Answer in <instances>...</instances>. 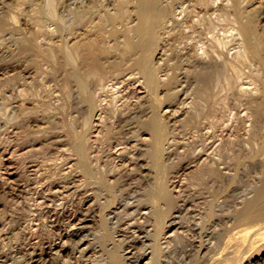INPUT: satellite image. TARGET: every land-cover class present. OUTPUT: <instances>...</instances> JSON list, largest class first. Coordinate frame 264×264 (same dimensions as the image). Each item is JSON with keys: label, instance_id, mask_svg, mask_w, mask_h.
Returning <instances> with one entry per match:
<instances>
[{"label": "rangeland", "instance_id": "obj_1", "mask_svg": "<svg viewBox=\"0 0 264 264\" xmlns=\"http://www.w3.org/2000/svg\"><path fill=\"white\" fill-rule=\"evenodd\" d=\"M11 1L12 0L9 1L0 0V14H1L0 44L1 47L3 46V50L8 48L7 50H4V55L6 56V58L4 55L2 56V54H0L1 56L0 58L3 57L6 59V60L5 59L2 60L3 58L0 59L1 60L0 64H3L4 62V64L2 65L3 67L0 65L2 67V68L0 67L1 69L0 76L2 74L0 78L3 79L4 76L5 77L7 76L6 82L7 83L9 82V84H6L4 78L3 84L0 83V88L3 86V88H1L0 91L2 90L4 91V92H0L1 95L3 94L2 95L3 97L0 95L1 96L0 110L2 111V112L0 111V113L4 114L3 111L6 110L7 105L8 107L9 105H11L10 109L15 108V110L13 109L14 110L13 113L14 115H16L14 116L13 120L11 118L9 122L7 120L9 113L7 114L5 112V116L7 118L4 117V115L2 116L0 114V121L2 120L0 122V132H1L0 142L2 143V145L0 143V147L2 148V149L0 148V208H2L0 209V219H1L0 234L2 233L1 230L7 232L10 231L8 236L4 234H3L4 237L2 235H1L2 237L0 236V240H1L0 260L3 258V257L1 258V256H4L9 251V253H11L12 255H9L10 260L8 261L7 264H28L29 254L28 252H26L27 253L26 254L23 251H30L32 250L33 247L37 245L39 246L40 244L41 245L39 247L41 248L45 247V249H48L49 247L54 246V244H60L64 241H66V245L69 241L68 244L69 246H67V248L73 251L72 247H74V242H71L69 239H65V238H63L62 240L61 238L63 236H67L66 235L67 232H70L69 229H71V225L69 224L68 219L65 217H67V214L68 215L74 214L75 211L78 209L77 206L79 201V195L74 193L75 187L73 188V186H76L79 183L83 184L84 186L83 189L79 191L80 194L84 199L86 198V200H88V202L84 205L83 208L87 210L84 212L88 215L87 224L86 227L84 228L85 231L83 233V235H86V237H84V241H86V244H88L90 241L93 244H95V246L97 247V253H96L97 255L105 258L106 257L109 258L110 256H112L117 251L116 248L112 247L111 241L109 240V238L114 234L112 229L113 226L110 223L104 222L100 218V215L103 211L114 212L116 211V208L120 207L119 209H121L122 208L121 205L124 204V202L128 197H130L131 192L133 193L134 189L132 191L129 190L127 188V184H124L123 187L122 185H116L111 187L104 184L103 182L101 183L100 181H98L104 179L102 177L101 169H96L95 167L89 168L87 167L86 164H81L80 159L102 158V163L104 161L109 163V161L113 159L115 163L120 164L122 161L119 160V158H139L140 164L142 165L143 174L144 172L146 173L147 180H144V182L141 183L142 184L140 185L141 187L139 186V188L141 189H139L138 187H137L138 189L136 188L137 189L136 194H139L140 201L134 203L133 207L138 206V204L140 203L145 204L148 208H152L154 206L153 212L151 214L150 223L147 225V228L151 230V233L148 237L149 241L147 242L151 243V246L149 245L147 247L146 253L148 254V256L146 259L142 261V264H167L168 262H169L168 264H182L180 262V258L183 255L181 251L184 248V244L187 245L188 243L187 244L186 242L180 243L179 239L177 240L175 239L174 241L176 242L171 241L172 243L171 244L166 242L167 238L166 239L164 238L170 235L171 233H173L177 228H179L177 227L179 226L178 224L179 219L175 221L176 226L174 227L171 226L170 228L167 229V231H165L167 233L165 235H162L163 238H162L161 250L158 254L157 252H155L156 246L152 245V242L157 238V231L158 228L160 227V223L163 220V218L166 217L168 221L169 219L172 220L175 213L178 210L177 206L181 203V199L184 197L191 198V196H192L191 199H194L196 197L193 205L195 211H193L194 214L193 213L192 214L195 215L196 213L198 217L201 216L202 214L203 215L201 216L200 219H198L200 225L194 228L196 230L195 233L197 232V234L188 231L189 237H191L192 235L198 236V233L201 232L204 233L203 240L205 242L206 249H204L202 253V258L200 262L196 261L195 256L193 257L189 256V258L187 259V264H200L203 262H206L205 264H209L213 260H215L217 256H219L218 255L219 252L221 255V253L223 254L226 249L228 251H226V255L224 259L225 258L228 259V255H229V259H231V257L236 258L237 256V259H235L236 261L232 260L235 261L234 264H257V263L264 264V244L263 246H261L259 245L258 242L251 248V250L247 249V251L241 255V253L235 254L236 251L235 247L239 248L238 245L239 243H237L236 241H234L235 239H233L236 232L242 230V228L244 229V227L245 228L248 227L247 225L249 226L253 225L252 222H247L242 218L243 215L247 212V210L253 205L252 204L253 198L257 195L258 190L264 184V110H263L264 97L260 95V92L257 93V91H255L257 88L258 89L264 88V67L260 65L258 60L252 54H249L248 56L250 58L247 57L246 60H244V62L237 61L235 63L236 65L235 67L233 66L228 67L229 65L225 66L224 65L225 63H220L219 65L217 64L216 66H213L211 63L212 59L210 60L207 58L208 60L206 62L201 63V61L199 62L197 61V59L194 61L195 58L193 59L189 57V53L197 50V52L201 54L203 58H206V55L204 54L209 49H211L210 50L211 52L214 49L216 50H214L213 52L216 51L220 52L224 50L223 52L225 54L228 53L229 57L233 56L238 50H240L244 46L242 37L240 35L238 36L233 35L235 33L234 28L238 26V22H237L239 18L238 11L240 10L250 11L252 9L254 10L257 7H260L259 2L262 0H239V2L237 3V8L233 7L231 3L226 5L225 3L227 2L226 0L224 1V5H222L223 0H215V5L216 7L218 6L217 7L218 9L215 11L210 10L208 12L206 11L205 8L197 4L195 0H150L148 2L142 1L143 3L140 4L138 8L135 9V13L133 14V17L130 20L131 21L130 24L136 25V27L133 30L132 40H131L132 43L135 44L137 47L134 55L135 60L127 65H123L120 70H117L120 71L118 74L113 73L108 78L106 94L100 97H96L95 103L97 107L93 112L95 122H93L94 126L91 130L92 132L89 131L84 126L85 123L84 119L85 117H87L86 112L89 111V106H90L89 102L86 99V93L80 90L74 81H71L70 84H68L69 86L65 84V80L61 79L64 77L63 76L64 69L62 70L61 67L57 66L54 63L46 62L45 60H43L40 54H38L34 49H32L33 41H31L32 36L30 34L34 29L38 28L37 19L40 18L41 20H43L44 26L49 27L48 29L51 30L56 29L60 25H61L60 27H63V31H61V33L59 32L56 34L58 37L56 35H53V38H55L54 41L59 42L60 35L62 34L64 35V37L66 36L64 39L68 38L71 42L73 41V38L75 39L77 35L82 34L84 30L87 29V26L92 25V23L95 21H98L99 18L105 15L106 12L114 11V8L117 4L116 0H98V1L97 0H67V1L57 0V2L60 3L59 4L57 3L56 12L59 15L58 17L61 18L54 20L49 16V14L47 15V7H48L47 0H21V1L13 0L12 2ZM21 2L24 5L23 4L21 5ZM29 2L30 4H28ZM17 3L20 4L19 5V7L21 6L20 8L18 7ZM134 5H135L134 3H131V6ZM6 7L8 8V10ZM59 7H61V9ZM75 10H77V12L83 11V13L89 12L88 14H86L89 20L86 21L83 25L78 24L77 20L79 15L77 16L75 15L76 13ZM183 10H185V12H183ZM7 11H9L10 13ZM165 11H167L168 13L165 14ZM260 11L261 10L259 9L258 12L256 13L261 14L260 27L262 30H264V15H263L264 13H261ZM94 13H96L97 15ZM185 14L187 15L186 17L187 22L185 23V27L186 26L187 27L186 28L185 27L183 28L181 26L177 27L176 20L184 19L182 17H184ZM9 15L11 16V18H8L10 17ZM14 17L15 18L19 17L20 20L18 19L16 20ZM202 17L206 18L205 21ZM191 19L194 20L192 21V23L194 22L193 23L194 26H192V23L188 24V20L191 22ZM28 22H33V23H28ZM217 29L219 30V32ZM178 30L179 31L181 30L182 35L179 36ZM212 31L216 33L214 34ZM22 34L24 37H22ZM173 34L175 35L173 36ZM9 35H11L12 37ZM219 35L220 38L225 37L223 39L226 42L225 46L221 48L216 44L214 39L215 37H213ZM29 36H31L30 37L31 39L29 38ZM40 39L44 40L43 37ZM184 41L187 43H185ZM206 42L209 45L206 44ZM9 43L11 44L9 45ZM5 45H7V47ZM189 48L192 51H190ZM10 49L12 50L9 51ZM7 54L9 55V57ZM154 54L156 58L154 57ZM18 57H20V59ZM11 58L14 59L13 61H18L19 59L23 67L20 65L19 61L13 62ZM24 58H26L27 60L26 59L23 60ZM23 61L25 63H23ZM40 61L42 62V64ZM12 63L14 65L15 63H18L16 64L18 66L16 67V69L18 68V70L10 68V65ZM198 64L199 66H197ZM5 65L6 66L8 65V67H6ZM19 65L21 66L20 69H19L20 67ZM43 65L46 67H44ZM199 67H201L202 69ZM226 67L228 68L229 72L227 71V69H225ZM232 68H234L235 70ZM69 71H72L70 70V67L68 68L67 72ZM149 71L150 72L153 71L152 74L155 75L157 79L164 82L159 88L156 89V91L152 89V85L149 83V78H151ZM5 73L8 75H6ZM229 73L231 74L229 75ZM23 75L25 76L23 77ZM8 76L11 78H9ZM230 76H232L231 79H233L234 82L230 79ZM1 79L0 82H2ZM15 81L17 82L19 81L18 82L19 84ZM14 82L17 83L18 85H15ZM4 83L8 87H6ZM204 83L207 87L204 85ZM216 84L218 85L216 86ZM16 86L20 88V91ZM15 87L18 89L19 92L18 91L13 92L14 90H16ZM54 88L56 90H54ZM228 88L231 89L228 90ZM241 88L244 89L249 88L251 91L242 92ZM25 90L28 92V94L30 93V95L27 94L25 95L24 94ZM20 92L23 93L20 94ZM206 93L208 95H206ZM156 94L163 99L162 102L160 103V106L158 107L161 119L156 117L155 108L152 103V98ZM9 96L12 98L14 97L13 98L14 100ZM218 97L220 98L222 97V98L220 99ZM256 97L259 99L257 100ZM4 98L6 102L8 100V103L3 101L4 103H6L4 104L5 106L3 105L6 108L2 106L3 103L2 100H4ZM18 99L19 101L21 99H22L21 101H23L24 99L25 101L23 103L27 105V106L25 105L26 110L29 109L27 112L26 110L24 111L26 113L22 111V113L24 114L21 113L20 111L21 109L17 106V104H21V101L19 102ZM27 99H30V101L29 100L27 101ZM252 99H255V101H253ZM230 102L231 104H229ZM27 103H29L30 105ZM219 104L221 105L223 104V105L221 106ZM248 104L252 106L250 107ZM260 104H262L263 106ZM167 105L168 106L171 105L170 106L171 109ZM31 107H33L34 109ZM43 107L46 109H43ZM82 108H84L83 109L84 111H82ZM35 109L37 110L35 111ZM116 110L118 112L117 114L123 113V117H121L122 115L121 114L120 117H117L116 119L113 118L112 121H110L113 127H112V133H110L111 135L110 137H112V139H109L105 129L102 126L100 127L101 124L100 117L102 115H106V116L112 115L113 113L116 112ZM17 111H20L21 114L18 113ZM222 113L223 115L221 116L220 114ZM41 116L43 117V119ZM247 116H249V118ZM47 117L49 119H47ZM123 118L124 120L123 122H121ZM215 119L218 121H216ZM80 120L81 123L79 122ZM114 123H115V127H114ZM47 125L50 127H47ZM45 127H47L48 129ZM240 127L242 129H240ZM238 129H240L241 131ZM27 132L29 134H27ZM214 132L216 135L214 134ZM84 134L85 137H83ZM8 139L10 141L12 139L13 142L12 141L10 142ZM123 141H124L123 144L120 145L118 144V142L120 143ZM7 143L10 144L7 145ZM20 145L22 148L20 147ZM186 145L188 148L186 147ZM14 148L16 149L14 150ZM178 148H180V150ZM3 149L5 151H3ZM83 149H85V153L82 151ZM200 157L201 159H198ZM219 157H221V159ZM49 159L52 161H50ZM203 159H205L209 163L214 162L213 164L215 165V167L213 165L214 167V169H212L213 171L208 170L207 168L206 170H204L205 166L202 165L204 163H201ZM56 164H58V166ZM182 165L183 167L185 168L187 167V168L183 170L184 168L181 167ZM199 165L200 166L202 165L201 167H204V169L201 168ZM180 167L181 169H179ZM52 168H54L55 170ZM196 169H198L199 173L197 172ZM199 169L202 170V172ZM58 170L60 172H58ZM88 170L91 172V175H87ZM56 171L57 173H55ZM181 171H183L182 174ZM51 172L53 173V175L55 174L56 176L54 175L52 177ZM187 172L189 173L188 175L186 174ZM191 172L193 173L194 177L192 176ZM225 172L227 175L225 174ZM204 174L206 177L204 176ZM34 177L38 180H36ZM180 177L181 179H179ZM110 178L111 177L109 175L108 179ZM77 179L78 181H76ZM45 180L47 181L45 182ZM51 180L53 182L55 181L54 182L55 184H53ZM110 180L112 181L113 177ZM190 180L194 182L192 183ZM62 183H66V185L67 184L69 185L66 186L65 184ZM163 183H166L168 189L172 191L171 197L164 198L163 200L160 201L159 203L160 205H156L152 201L157 194L156 191L159 190L160 186L163 185ZM156 184H158L159 188L157 187ZM180 184L183 186L182 189H184L185 192L181 197H177L178 194L177 190L179 187L178 185ZM175 185H177L176 188L174 187ZM29 187L33 189H30ZM51 188L52 191L54 190L56 191L57 189L59 192H61V193L58 192V195L59 194L60 195L57 198H55L54 202H52L53 206H49L50 201L46 200L47 198H52L51 197L52 195L50 193L51 191L49 190ZM85 195L88 196V198ZM31 199H33V201ZM57 203L59 204V207L62 208L61 210L65 212L64 216L58 218V221L57 218L55 217L56 215L55 216L53 215L55 214L54 213L55 210L53 208L58 207ZM37 204L38 206H36ZM145 205L141 206V208H143L142 212H145L147 210ZM133 210L134 208L131 209L130 211ZM15 211L16 213H14ZM53 219H55V221ZM123 219L124 221L122 223L124 222L126 223L127 218L126 221H125V217H123ZM186 220L187 219H185V222L193 225L192 223L194 221L193 219L190 218L189 220L187 221ZM198 220L194 222H198ZM11 222H13V224H11ZM59 222H61V226ZM261 222H264V220H262ZM55 233H57L58 235H56ZM16 238H18V240ZM227 239H229L231 242L228 241ZM130 241H132V238L129 237L126 239V241L123 242L122 250L128 248V246L133 243V241L132 242ZM163 241H165V243ZM226 241H228V244ZM224 244L227 246L224 247ZM187 248H190V246H187ZM222 249L223 252H221ZM176 250H179L180 252ZM54 260L52 259L51 262L60 264L58 263L59 261L55 259V257ZM223 261L220 264L228 263L226 260ZM51 262L49 264H52Z\"/></svg>", "mask_w": 264, "mask_h": 264}, {"label": "bare ground", "instance_id": "obj_2", "mask_svg": "<svg viewBox=\"0 0 264 264\" xmlns=\"http://www.w3.org/2000/svg\"><path fill=\"white\" fill-rule=\"evenodd\" d=\"M9 1V0H8ZM13 1V0H12ZM11 1V2H12ZM18 1H21V0H18ZM61 1V0H60ZM63 1V0H62ZM67 1V0H66ZM98 1V0H97ZM144 1H150V0H116V6L114 8V11H109V12H106L105 15L101 16L99 18L98 21H95L92 23V25H89L87 26V29L84 30V32L80 35H77L75 37V39L73 38V41L70 42V40L68 38L64 39V35H60V39H59V42L58 41H54L55 38H53V35H56L57 33H61V31H63V27H60L58 26L56 29H48L49 27H45L44 24H43V20H41L40 18H34V19H37V26L38 28L37 29H34L32 31V33L30 34L31 36H29V38L31 37L33 41L32 42V49H34L38 54H40V56H42L43 60H45L46 62L48 63H54L56 64L57 66L61 67L62 70L64 69V77L61 78L63 80H65V84H70L71 81H74L76 83V85L78 86V88L82 91H84L86 93V99L87 101L89 102V111L86 112L87 114V117H85V123H84V126L89 130L91 131L93 126H94V123L95 120H94V110L96 109L97 105L95 103V100H96V97H100L104 94H106L107 92V83H108V78L114 73H119L120 71H117V70H120L122 68L123 65H127L129 64L130 62H133L135 60L134 58V55H135V52H136V45L132 43V33H133V30L134 28L136 27V25H133V24H130V20L132 19L133 17V14L135 13V9L138 8V6L140 4H142ZM224 1L223 0V4L224 5ZM227 2L226 5H228L229 3L232 4L233 7L237 8V3L239 2V0H226ZM232 1V2H231ZM7 2V1H6ZM80 2V1H79ZM108 2V1H107ZM193 2V1H192ZM195 2L197 4H199L200 6H202L203 8L206 9V11H210V10H217L218 6L216 7L215 5V0H195ZM19 3V2H18ZM17 3V4H18ZM57 3L59 4L60 2H57V0H47V15L49 14V16L54 20V19H60L58 16V13L56 12V6H57ZM62 3V2H61ZM65 3V2H64ZM72 3V2H70ZM131 3H134L135 5L134 6H131ZM260 7H257L255 8L254 10H250V11H247V10H240L238 11L239 12V18H238V26L234 28L235 30V33L233 35L235 36H238L240 35L242 37V40H243V48H241L240 50H236L237 52L229 57L228 53H224L223 51H216V52H213L214 50L216 49H212L213 51L211 52L210 50L211 49H207L208 51L205 52L204 55H206V58H203V56H201V54H199L196 51H193L191 53H189V57L190 58H195L194 61L197 59V61H201V63H204L206 62L208 59H212V65L213 66H216L217 64L219 65L220 63H225L224 65L227 66L229 65L228 67L230 66H233L235 67V63L238 61H241V62H244V60H246L247 57H249L248 55L249 54H252L257 60L258 62L260 63L261 66L264 67V30L261 29L260 27V18H261V14L259 13H256L258 12V10L260 9L261 13H264V0L260 1ZM23 3L21 2V5ZM30 4V2L28 3ZM104 4V3H103ZM218 4V3H217ZM12 5V4H11ZM10 5V6H11ZM20 4H18V7H19ZM24 5V4H23ZM26 5V4H25ZM220 5V4H219ZM2 6H5V5H2ZM9 6V5H8ZM85 6V5H84ZM108 6V4H107ZM157 6V5H156ZM181 6V4H180ZM187 6V5H186ZM194 6V5H193ZM198 6V5H197ZM221 6V5H220ZM14 7V5H13ZM21 7V6H20ZM19 7V8H20ZM25 7V6H23ZM73 7V6H72ZM177 7V6H176ZM191 7V6H190ZM189 7V8H190ZM196 7V6H195ZM247 7V6H246ZM7 8V7H6ZM61 9V7H59ZM66 8V7H65ZM103 8V7H102ZM183 8V7H182ZM224 8V7H223ZM24 9V8H22ZM105 9V8H104ZM202 9V8H201ZM248 9V8H247ZM8 10V8H7ZM64 10V9H63ZM101 10V9H100ZM99 10V11H100ZM181 10V9H180ZM186 10V9H185ZM185 10H183V12H185ZM198 10V8H197ZM203 10V9H202ZM249 10V9H248ZM4 11V9H3ZM20 11V9H19ZM22 11V10H21ZM70 11V10H69ZM9 12V11H7ZM6 12V13H7ZM75 15H79L78 16V24H84L86 21L89 20V18L87 17L86 14H88L89 12H85L83 13V11L81 12H77V10H75ZM95 12V11H94ZM175 12V11H174ZM201 12V10H200ZM205 12V11H203ZM220 12V11H219ZM230 12V11H229ZM10 13V12H9ZM12 13V12H11ZM168 12L165 11V14H167ZM170 13V12H169ZM181 13V11H180ZM256 13V14H255ZM69 14V13H68ZM96 14V13H94ZM178 14V13H177ZM189 14V13H188ZM202 14V13H201ZM226 14V13H225ZM223 14V15H225ZM1 15V14H0ZM6 15V14H5ZM8 15V14H7ZM16 15V14H15ZM15 15H12V16H15ZM97 15V14H96ZM101 15V14H100ZM180 15V14H179ZM191 15V14H190ZM198 15V14H197ZM207 15V14H206ZM213 15V14H212ZM215 15V14H214ZM264 15V14H263ZM10 16V15H9ZM17 16V15H16ZM26 16V15H25ZM93 16V15H92ZM193 16V15H192ZM205 16V15H203ZM3 17V16H1ZM7 17V16H6ZM67 17V16H66ZM73 17V16H72ZM187 15L185 14L184 19L180 20H176V25L177 27H185V23L187 22ZM189 17V16H188ZM228 17V16H226ZM8 18H11L8 17ZM15 18V17H14ZM13 18V20H14ZM88 18V19H87ZM192 18V17H191ZM205 21L206 18L202 17ZM216 18V17H215ZM219 18V17H218ZM16 20H20L19 17L18 18H15ZM22 19V18H21ZM31 19V18H30ZM29 19V20H30ZM44 19V18H43ZM94 19V18H93ZM92 19V20H93ZM186 19V20H185ZM194 19V18H193ZM11 20V19H10ZM15 20V21H16ZM91 20V21H92ZM9 21V20H8ZM14 21V22H15ZM36 21V20H35ZM61 21V20H60ZM71 21V20H70ZM169 21V20H168ZM171 21V20H170ZM175 21V20H174ZM192 20L191 19V22L188 20V24L189 23H192ZM202 21V19H201ZM208 21V20H207ZM206 21V22H207ZM221 21V20H220ZM227 21V20H226ZM233 21V20H232ZM24 22V21H23ZM234 22V21H233ZM16 23V22H15ZM19 23V22H18ZM28 23H33V22H28ZM89 23V22H88ZM194 23V22H193ZM192 23V26H194ZM25 24V23H24ZM35 24V23H34ZM196 24V23H195ZM213 24V23H212ZM46 25V23H45ZM59 25V24H58ZM191 25V24H190ZM207 25V24H206ZM9 26V25H8ZM32 26V25H31ZM36 26V25H35ZM189 26V25H188ZM197 26V25H196ZM54 27V26H53ZM187 27V26H186ZM185 27V28H186ZM214 27V26H213ZM83 28V27H82ZM189 28V27H188ZM67 29V28H66ZM170 29V28H169ZM168 29V30H169ZM179 29V28H178ZM210 29V27H209ZM223 29V28H222ZM28 30V29H27ZM32 30V29H30ZM68 30V29H67ZM172 30V29H171ZM170 30V31H171ZM213 30V29H212ZM218 30V29H217ZM179 31V30H178ZM194 31V30H192ZM200 31V30H199ZM223 31V30H222ZM173 32V31H172ZM188 32V31H187ZM197 32V31H196ZM201 32V31H200ZM209 32V31H207ZM214 33V31H212ZM219 32V30H218ZM7 33V32H6ZM28 33V32H27ZM185 33V32H184ZM199 33V32H198ZM212 33V34H213ZM216 33V32H215ZM214 33V34H215ZM224 33V32H223ZM20 34V33H19ZM29 34V33H28ZM209 34V33H208ZM67 35V34H66ZM175 34H173L174 36ZM182 35L181 33V30L179 31V36ZM226 35V34H225ZM224 35V36H225ZM11 36V35H9ZM21 36V35H20ZM57 36V35H56ZM234 36V38H235ZM12 37V36H11ZM22 37L23 34H22ZM44 38V40L40 39V38ZM58 37V36H57ZM56 37V38H57ZM178 37V36H177ZM196 37V36H195ZM215 37V42L216 44L221 48V47H224L226 42L224 41L223 38H220V35L219 36H213ZM2 38V37H1ZM30 38V39H31ZM184 38V37H183ZM191 38V37H190ZM201 38V37H200ZM199 38V39H200ZM156 39V38H155ZM189 39V38H188ZM196 39V38H195ZM206 39V38H205ZM4 40V39H3ZM26 40V39H25ZM192 41V40H191ZM200 41V40H198ZM197 41V42H198ZM17 42V41H16ZM58 42V43H57ZM156 42V41H155ZM183 42V41H182ZM185 42V41H184ZM210 42V41H209ZM14 43V41H13ZM187 43V42H185ZM192 43V42H191ZM194 43V42H193ZM205 43V42H204ZM11 43H9L10 45ZM206 44H208L206 42ZM4 45V44H3ZM13 45V44H12ZM181 45V44H180ZM204 45V44H203ZM209 45V44H208ZM7 47V45H5ZM4 46V47H5ZM188 46V44H187ZM198 46V45H197ZM10 47V46H9ZM190 47V46H189ZM187 48V47H186ZM215 48V47H214ZM8 48L4 49V50H7ZM14 49V48H13ZM17 49V48H16ZM155 49V48H154ZM153 49V50H154ZM184 49V48H183ZM190 49V48H189ZM194 49V48H193ZM200 49V47H199ZM203 49V48H202ZM206 49V48H205ZM4 50H3V46L1 47V44H0V54H2V56L4 55ZM12 49H10L9 51H11ZM204 50V49H203ZM232 50V49H231ZM32 51V50H31ZM190 51H192L190 49ZM177 52V51H176ZM233 52V51H231ZM10 53H13V52H10ZM154 53V52H153ZM9 54V53H8ZM7 54V55H8ZM23 54V53H22ZM162 54V53H161ZM16 55V54H15ZM20 55V54H19ZM5 56V55H4ZM18 56V55H17ZM1 57V56H0ZM9 57V55H8ZM14 57V56H12ZM27 57V56H26ZM154 57H155V54H154ZM3 58V57H2ZM0 58V59H2ZM6 58V56H5ZM5 58H3L2 60H4ZM16 58V57H15ZM20 59V57H18ZM30 58V57H29ZM156 58V57H155ZM208 58V59H207ZM250 58V57H249ZM12 61L14 60L13 58H11ZM18 59V61H19ZM22 59V57H21ZM26 58H24L23 60H25ZM173 59V58H172ZM199 59V60H198ZM6 60V59H5ZM17 60V59H16ZM27 60V59H26ZM42 60V61H43ZM1 61V60H0ZM18 61H13V62H18ZM171 61H174V60H171ZM196 61V62H197ZM41 62V61H40ZM192 62V61H191ZM195 62V63H196ZM251 62V61H250ZM255 62V61H254ZM6 63V62H5ZM20 65H21V62L19 61ZM23 63H25L23 61ZM44 63V62H43ZM152 63V62H151ZM190 63V62H189ZM193 63V62H192ZM208 63V62H207ZM4 64V62H3ZM3 64H0L1 66ZM13 64V63H12ZM10 65V68L11 69H16V67H18L16 64L18 63H15V65ZM32 64V63H31ZM42 64V62H41ZM150 64V63H149ZM249 64V63H248ZM254 64V63H253ZM256 64V63H255ZM19 65V66H20ZM192 65V64H191ZM211 65V64H210ZM250 65V64H249ZM0 66V67H1ZM6 66V65H5ZM4 66V68H5ZM22 66V65H21ZM21 66L19 67V69L21 68ZM44 66V65H43ZM195 66V65H194ZM199 66V64L197 65ZM221 66V65H220ZM3 67V66H2ZM1 67V68H2ZM8 67V65L6 66ZM23 67V66H22ZM26 67V66H25ZM46 67V66H44ZM70 67V70L72 71H69L67 72L68 68ZM202 67V66H201ZM199 67V68H201ZM255 67V66H254ZM58 68V67H57ZM149 68V67H148ZM190 68V67H189ZM220 68V67H219ZM224 68V67H223ZM24 69V68H23ZM26 69V68H25ZM202 69V68H201ZM222 69V68H221ZM225 69H227L228 71V68L226 67ZM224 69V70H225ZM234 69V68H232ZM1 70V69H0ZM6 70V69H4ZM18 70V68L16 69ZM22 70V69H21ZM32 70V69H31ZM223 70V71H224ZM235 70V69H234ZM240 70V69H239ZM250 70V69H249ZM33 71V70H32ZM151 71V70H150ZM149 71V74H150V77L149 78V83L152 85V89L154 91H156L157 88H159L164 82L160 81L159 79H157L155 77V75H153V71L150 72ZM155 71V70H154ZM233 71V70H232ZM256 71V70H255ZM3 72V70H2ZM16 72V71H15ZM14 72V73H15ZM22 72V71H21ZM56 72H57V69H56ZM196 72V71H194ZM225 72V71H224ZM229 72V71H228ZM238 72V70H237ZM257 72V71H256ZM9 73V72H8ZM17 73V72H16ZM20 73V72H19ZM18 73V74H19ZM39 73V72H38ZM191 73V72H190ZM198 73V72H196ZM212 73V72H211ZM234 73V72H233ZM6 74V73H5ZM4 74V75H5ZM50 74V73H49ZM62 74V73H61ZM223 74V73H221ZM231 73H229L230 75ZM254 74V73H253ZM259 74V73H258ZM3 75V76H4ZM8 75V74H6ZM11 75V74H10ZM15 75V74H14ZM60 75V74H59ZM135 75V74H134ZM190 75V74H189ZM217 75V73H216ZM228 75V74H227ZM234 75V74H232ZM242 75V74H241ZM2 76V74H1ZM0 76V77H1ZM25 75H23L24 77ZM49 76V75H48ZM62 76V75H61ZM225 76V75H224ZM7 77V76H6ZM5 76L3 77L4 81L6 82L7 81V78ZM9 77V76H8ZM13 77V76H12ZM16 77V76H15ZM44 77V76H43ZM217 77V76H216ZM229 77V76H228ZM232 76H230V79H231ZM241 77V76H240ZM11 78V77H9ZM19 78V77H18ZM22 78V77H21ZM246 78V77H245ZM1 79V78H0ZM3 79L2 83L3 84ZM13 79V78H12ZM20 79V78H19ZM53 79V78H52ZM218 79V78H217ZM240 79V78H239ZM9 80V79H8ZM21 80V79H20ZM213 80V79H212ZM224 80H225V77H224ZM228 80V79H227ZM233 81V79H231ZM236 80V79H235ZM11 81V80H10ZM48 81V79H47ZM53 81V80H52ZM60 81V80H59ZM122 81V80H121ZM204 81V80H203ZM218 81V80H217ZM232 81H229V82H232ZM238 81V80H237ZM17 82V81H15ZM15 85H18L19 81L17 83H15ZM46 82V81H45ZM228 82V81H227ZM234 82V81H233ZM236 82V81H235ZM13 83V81H12ZM112 83V82H111ZM217 83V82H216ZM219 83V82H218ZM5 84V83H4ZM6 84H9V82ZM5 84V85H6ZM40 84V83H39ZM180 84V83H179ZM233 84V83H232ZM236 84V83H235ZM245 84V83H244ZM248 84V83H247ZM4 85V86H5ZM25 85V84H24ZM53 85V84H52ZM62 85V84H61ZM73 85V84H72ZM205 85V83H204ZM218 84H216L217 86ZM10 86V85H9ZM26 86V85H25ZM69 86V85H68ZM206 86V85H205ZM233 86V85H232ZM237 86V85H236ZM6 87H8L6 85ZM18 87V86H16ZM15 87V88H16ZM24 87V86H23ZM125 87V86H124ZM207 87V86H206ZM205 87V89H206ZM230 87V86H229ZM235 87V86H234ZM3 88V86L1 87ZM0 88V89H1ZM12 88V87H11ZM48 88V87H47ZM64 88V87H63ZM68 88V87H67ZM225 88V87H224ZM233 88V87H231ZM231 88H228V90H230ZM19 91H20V88L18 87ZM18 89L16 88V90H12L13 92H17ZM26 89V88H25ZM176 89V88H175ZM238 89V87H237ZM47 90V89H46ZM45 90V91H46ZM54 90H56L54 88ZM10 91V90H9ZM18 91V92H19ZM22 91V90H21ZM74 91V90H73ZM135 91V90H134ZM208 91V90H207ZM206 91V92H207ZM233 91V90H232ZM241 91L242 92H249L251 91L249 88H241ZM255 91L260 92V95L262 97H264V88H260V89H256ZM0 92H4L3 90L0 91ZM11 92V91H10ZM26 92V93H25ZM24 94L26 95H30V93L28 94V92L25 90ZM31 92V91H30ZM48 92V91H47ZM67 92V91H66ZM23 93V92H22ZM20 92V94H22ZM57 93V92H55ZM234 93V92H233ZM251 93V92H250ZM219 94V93H218ZM217 94V95H218ZM222 94V93H221ZM249 94V93H248ZM1 95V94H0ZM3 95V94H2ZM1 95V96H2ZM23 95V96H25ZM54 95V94H53ZM56 95V94H55ZM75 95V94H74ZM206 95H208L206 93ZM223 95V94H222ZM226 95V94H225ZM234 95V94H233ZM0 96V98H1ZM14 96V95H13ZM22 96V95H21ZM32 96V95H31ZM108 96V95H107ZM216 96V95H215ZM227 96V95H226ZM3 97V96H2ZM6 97V96H5ZM10 97V96H9ZM61 97V96H60ZM70 97V96H69ZM74 97V96H73ZM150 97V96H149ZM224 97V96H223ZM229 97V96H228ZM236 97V96H235ZM12 98V97H10ZM14 98V97H13ZM12 98V99H13ZM152 98V97H151ZM220 98V97H218ZM222 98V97H221ZM220 98V99H221ZM257 98V97H256ZM261 98V97H260ZM8 99V98H6ZM63 99V98H61ZM78 99V98H77ZM76 99V100H77ZM228 99V98H227ZM259 98H257L258 100ZM14 100V99H13ZM22 100V99H21ZM20 100V101H21ZM30 101V99H27V101ZM75 100V101H76ZM100 100V99H99ZM162 98H160L157 94L154 95V97L152 98V103L154 105V108H155V115L157 118H160V113H159V110H158V107L160 106V103L162 102ZM253 101H255V99H252ZM261 100V99H260ZM5 101V98L4 100H2V102ZM11 101V100H10ZM17 101V100H16ZM19 101V99H18ZM17 101V102H18ZM19 101V102H20ZM25 100L23 99V101H21V104H17V106L21 109V113L22 111L24 112L26 110V104L23 103ZM26 101V102H27ZM57 101H58V98H57ZM71 101V100H70ZM246 101V100H245ZM6 102V101H5ZM15 102V101H14ZM18 102V103H19ZM34 102V101H33ZM37 102V101H36ZM35 102V103H36ZM77 102V101H76ZM141 102V101H140ZM219 102V100H218ZM239 102V101H238ZM258 102V101H257ZM262 102V101H261ZM260 102V103H261ZM8 103V100L7 102ZM6 103H2V106ZM72 103V102H71ZM74 103V102H73ZM81 103V102H80ZM191 103V102H190ZM247 103V102H245ZM254 103V102H253ZM256 103V102H255ZM14 104V103H13ZM29 104V103H27ZM34 104V103H33ZM39 104V102H38ZM50 104V103H48ZM138 104V103H137ZM218 104V103H217ZM231 104V102L229 103ZM228 104V105H229ZM15 105V104H14ZM26 105V106H25ZM30 105V104H29ZM35 105V104H34ZM44 105V104H43ZM59 105V104H58ZM131 105V104H130ZM136 105V104H135ZM221 105V104H219ZM223 105V104H222ZM221 105V106H222ZM250 107L252 105L248 104ZM262 105V104H260ZM5 106V105H4ZM3 106V107H4ZM10 106L8 107L7 105V108L3 113H0L2 116L4 115L5 116V112L9 115L8 116V121L13 120L14 116V110L15 108H11L10 109ZM36 106V105H35ZM46 106V104H45ZM49 106V105H48ZM53 106V105H52ZM106 106V104H105ZM168 106V105H167ZM171 106V105H170ZM168 106V107H170ZM231 106V105H230ZM229 106V107H230ZM237 106V105H236ZM263 106V105H262ZM261 106V107H262ZM1 107V105H0ZM13 107V106H12ZM30 107V106H28ZM34 107V106H33ZM31 107V108H33ZM39 107V106H38ZM50 107V106H49ZM115 107V106H114ZM255 107V106H254ZM258 107V106H257ZM17 108V107H16ZM35 108V107H34ZM33 108V109H34ZM1 109V108H0ZM3 109V108H2ZM38 109V108H37ZM35 109V111L37 110ZM43 109H46L43 107ZM52 109V108H51ZM78 109V108H77ZM84 108H82V111ZM109 109V108H108ZM117 109V108H116ZM171 109V107H170ZM169 109V110H170ZM240 109V108H239ZM261 109V108H260ZM4 110V109H3ZM17 110V109H16ZM19 110V109H18ZM29 109L26 110V112L28 111ZM55 110V108H54ZM143 110V109H142ZM162 110V109H161ZM168 110V111H169ZM264 110V109H263ZM1 111V110H0ZM10 111V112H9ZM20 111H17L18 113H20ZM32 111V109H31ZM34 111V110H33ZM34 111V112H35ZM43 111V110H42ZM47 111V110H46ZM145 111V110H144ZM216 111V109H215ZM214 111V112H215ZM226 111V110H224ZM252 111V110H250ZM2 112V111H1ZM16 112V111H15ZM24 112V113H26ZM30 112V111H29ZM28 112V113H29ZM78 112V111H77ZM100 112V111H99ZM114 112V111H113ZM143 112V111H142ZM171 112V111H170ZM17 113V114H18ZM20 113V114H21ZM22 113V114H24ZM117 110L115 113H113L112 115H100V121H101V124H100V127L102 126L105 131H106V134L108 136L109 139H112V137H110V133H112V123L110 121H112L113 118H117V117H123V113L121 114H117ZM207 113V112H206ZM216 113V112H215ZM220 113V112H219ZM244 113V112H243ZM16 114V113H15ZM78 114V113H77ZM107 114V113H105ZM109 114V113H108ZM214 114V113H213ZM239 114V113H238ZM258 114V113H257ZM48 115V114H47ZM58 115V114H57ZM56 115V116H57ZM80 115V114H79ZM217 115V114H216ZM221 116L223 115L220 114ZM225 115V114H224ZM254 115V114H253ZM259 115V114H258ZM29 116V115H28ZM43 116V115H42ZM41 116V117H42ZM69 116V115H68ZM113 116V117H112ZM207 116V114H206ZM211 116V115H210ZM218 116V115H217ZM236 116V114H235ZM243 116V115H242ZM250 116V115H249ZM249 116H247L249 118ZM19 117V115H18ZM25 117V116H24ZM23 117V118H24ZM40 117V116H39ZM50 117V116H49ZM75 117V116H74ZM96 117V116H95ZM141 117V116H140ZM7 118V117H6ZM51 118V117H50ZM99 118V117H98ZM18 119V118H17ZM25 119V118H24ZM43 119V117H42ZM47 119H49L47 117ZM76 119V118H75ZM80 119V117H79ZM120 119V118H119ZM161 119V118H160ZM217 119V118H216ZM215 119V120H216ZM237 119H240V118H237ZM242 119V118H241ZM28 120V119H27ZM36 120V119H35ZM37 120H38V117H37ZM124 118L121 120V122H123ZM195 120V119H194ZM213 120V119H212ZM221 120V119H220ZM245 120V119H244ZM2 121V120H1ZM0 121V122H1ZM20 121V120H19ZM25 121V120H24ZM50 121V120H48ZM218 121V120H216ZM228 121V120H227ZM10 122V121H9ZM18 122V121H17ZM29 122V121H28ZM27 122V123H28ZM36 122V121H35ZM81 123V120L79 121ZM120 122V121H119ZM205 122V121H204ZM210 122V121H209ZM214 122V121H213ZM220 122V121H219ZM254 122V121H253ZM16 123V122H15ZM20 123V122H19ZM23 123V122H22ZM21 123V124H22ZM25 123V122H24ZM31 123V122H30ZM47 123V122H46ZM49 123V122H48ZM53 123V122H52ZM135 123V122H134ZM202 123V122H201ZM212 123V122H211ZM210 123V124H211ZM4 124V122H3ZM117 124V123H116ZM118 124H121V123H118ZM164 124V123H163ZM162 124V125H163ZM203 124V123H202ZM235 124V123H234ZM237 124V123H236ZM239 124V123H238ZM11 125V124H10ZM15 125V124H14ZM39 125V124H38ZM22 126V125H21ZM30 126V125H29ZM44 126V125H43ZM122 126V125H120ZM227 126V125H226ZM15 127V126H14ZM47 127H50L47 125ZM45 127V128H47ZM114 127H115V123H114ZM243 127V126H242ZM2 128V127H1ZM8 128V127H7ZM11 128V127H10ZM23 128V127H22ZM27 128V127H25ZM32 128V127H31ZM29 128V129H31ZM35 128V127H34ZM219 128V127H217ZM224 128V127H223ZM236 128V127H234ZM28 129V130H29ZM48 129V128H47ZM99 129V128H98ZM115 129V128H113ZM122 129V128H121ZM200 129V128H199ZM206 129V128H205ZM215 129V128H214ZM221 129V128H220ZM231 129V128H230ZM240 129H242L240 127ZM238 129V130H240ZM258 129V128H257ZM5 130V129H4ZM3 130V131H4ZM7 130V129H6ZM23 130V129H22ZM33 130V129H31ZM36 130V129H35ZM102 130V129H101ZM125 130V129H124ZM232 130V129H231ZM15 131V130H14ZM38 131V130H37ZM116 131V130H115ZM129 131V130H128ZM188 131V130H187ZM204 131V130H203ZM215 131V130H214ZM241 131V130H240ZM6 132V131H5ZM19 132V131H18ZM21 132V131H20ZM23 132V131H22ZM92 132V131H91ZM218 132V131H217ZM216 132V133H217ZM225 132V131H224ZM233 132V131H232ZM1 133V132H0ZM12 133V132H11ZM26 133V132H25ZM35 133V132H34ZM33 133V134H34ZM55 133V132H54ZM57 133V132H56ZM104 133V132H103ZM114 133V132H113ZM121 133V132H120ZM231 133V131H230ZM6 134V133H5ZM10 134V133H9ZM8 134V135H9ZM16 134V133H15ZM27 134H29L27 132ZM26 134V135H27ZM45 134V133H44ZM82 134V133H81ZM90 134V133H89ZM97 134V133H96ZM119 134V133H118ZM165 134V132H164ZM163 134V136H164ZM212 134V133H211ZM215 134V132H214ZM221 134V133H220ZM19 135V134H18ZM23 135V133H22ZM100 135V134H99ZM102 135V134H101ZM124 135V134H123ZM141 135V134H140ZM216 135V134H215ZM223 135V133H222ZM6 136V135H5ZM12 136V135H11ZM21 136V135H20ZM98 136V135H97ZM45 137V136H44ZM52 137V136H51ZM55 137V136H54ZM83 137H85V134L83 135ZM96 137V136H95ZM118 137V136H117ZM205 137V136H204ZM214 137V136H213ZM220 137V136H219ZM250 137V136H249ZM248 137V138H249ZM1 138V137H0ZM4 138V137H3ZM7 138V137H6ZM5 138V139H6ZM34 138V137H33ZM57 138V137H56ZM142 138V136H141ZM53 139V138H52ZM93 139V138H92ZM144 139V138H143ZM146 139V138H145ZM163 139V138H162ZM187 139V138H186ZM195 139V138H194ZM222 139V138H221ZM9 140V139H8ZM83 140V139H82ZM88 140V139H86ZM96 140V139H95ZM99 140V139H98ZM135 140V139H134ZM142 140V139H140ZM178 140V139H177ZM250 140V139H249ZM6 141V140H5ZM10 141V140H9ZM12 141V139H11ZM10 141V142H11ZM28 141V140H27ZM94 141V140H93ZM119 141V140H118ZM127 141V140H126ZM176 141V139H175ZM179 141V140H178ZM183 141V140H182ZM205 141V140H204ZM213 141V140H212ZM8 142V141H7ZM13 142V141H12ZM88 142V141H87ZM105 142V141H104ZM198 142V141H197ZM220 142V141H219ZM218 142V143H219ZM1 143V142H0ZM15 143V142H14ZM123 142H118V144H123ZM128 143V142H127ZM211 143V142H210ZM6 144V143H5ZM10 144V143H9ZM7 143V145H9ZM20 144V143H19ZM96 144V143H95ZM117 144V145H118ZM138 144V143H136ZM195 144V143H194ZM2 145V143H1ZM4 145V143H3ZM165 145V144H164ZM184 145V144H183ZM206 145V144H205ZM17 146V145H16ZM57 146V145H56ZM60 146V145H59ZM136 146V145H135ZM194 146V145H193ZM3 147V146H2ZM21 147V145H20ZM187 147V145H186ZM201 147V146H200ZM1 148V147H0ZM9 148V147H8ZM18 148V147H17ZM22 148V147H21ZM25 148V147H24ZM93 148V147H92ZM188 148V147H187ZM2 149V148H1ZM6 149V147H5ZM16 148H14L15 150ZM55 149V148H54ZM105 149V148H104ZM180 150V148H178ZM185 149V148H184ZM190 149V148H189ZM163 150V149H162ZM183 150V149H182ZM213 150V149H212ZM3 151H5L3 149ZM50 151V150H49ZM53 151V150H52ZM84 153H85V149L82 150ZM99 151V150H98ZM9 152V151H8ZM15 152V151H14ZM13 152V153H14ZM18 152V151H17ZM95 152V151H94ZM11 153V152H10ZM12 153V154H13ZM20 153V152H19ZM48 153V152H47ZM52 153V152H51ZM58 153V152H57ZM63 153V152H62ZM100 153V152H99ZM200 153V152H199ZM17 154V153H16ZM23 154V153H22ZM54 154V153H53ZM92 154V153H91ZM193 154V153H192ZM25 155V154H24ZM50 155V154H49ZM67 155V154H66ZM86 155V154H85ZM191 155V154H190ZM212 155H213V152H212ZM2 156V155H1ZM63 156V155H62ZM48 157V156H47ZM46 157V158H47ZM3 158V157H2ZM29 158V157H28ZM54 158V157H53ZM60 158V157H59ZM208 158V157H207ZM221 159V157H219ZM45 159V158H44ZM57 159V158H56ZM198 159H201L198 158ZM50 160V159H49ZM119 160H121L122 162L120 164L118 163H115V161L112 159L109 161V163L107 162H103L102 163V158H81L80 159V163L81 164H86L87 167H95L96 169H101L102 171V177L104 178L103 180H98L100 181L101 183L103 182L104 184L108 185V186H116V185H122V187L124 186V184H127V188L129 190H133V193L131 192V195L130 197H128L126 199V201L124 202V204H122V208L119 209V208H116V211H103L100 215V218L104 221V222H107V223H110L113 227V236H111L109 238V240L111 241V245L112 247L116 248L117 251L116 253H114L112 256H110L109 258H105V257H101L99 255H97V247L95 246V244H93L91 241L86 244V241H84V237H86V235H83L84 233V228L86 227V224H87V218H88V215L84 212V211H87L84 208V205L88 202V200H86V198L84 199L82 197V195L80 194V190L83 189V184L79 183L77 184L76 186H73V188L75 187V192L77 195H79V201H78V209L77 208H74V209H77L75 211L74 214L72 215H68L67 214V218L68 219V222L69 224L71 225V229L70 232H67V236H63L61 239L63 240V238L65 239H69L71 242H74V247L73 248V251L69 250V248H67V246H69V241L66 245V241L60 243V244H54V246H51L49 247L48 249H45L44 248H41L39 247L37 244V246L33 247L32 250L30 251H23V252H28L29 254V263L28 264H49L51 262V260L53 259L54 260V257L57 261H59L58 263L60 264H142V261L144 259L147 258L148 254L146 253L147 252V247L150 245L151 246V243H148L147 241L148 240V237L151 233V230L147 228V225L150 223V219H151V214L153 212V209H154V206L152 208H148L145 204H138V206H134L133 207V204L136 203V202H139L140 201V197H139V194H136L137 193V189L139 188L140 185H142L141 183L144 182V180H147V177H146V173L144 172L143 174V171H142V165L140 164V159L139 158H119ZM52 161V160H50ZM107 161V160H106ZM114 161V162H113ZM189 161V160H188ZM111 162V163H110ZM191 162V161H190ZM194 162V161H193ZM196 162V160H195ZM43 163V162H42ZM55 163V162H54ZM70 163V162H69ZM102 163V164H101ZM201 163H204L202 165L205 166V169L204 167H200L203 168L204 170H206V168L208 170H212L214 169L215 165L213 164L214 162L212 163H209L208 161H206L205 159L202 160ZM225 163V162H224ZM147 164V163H146ZM189 164V162H188ZM198 164V162H197ZM196 164V165H197ZM221 164V163H220ZM39 165V164H38ZM58 166V164H56ZM102 165V166H101ZM214 165V167H213ZM223 165V163H222ZM247 165V164H246ZM42 166V165H41ZM70 166V165H69ZM186 166V165H185ZM190 166V164H189ZM193 166V165H192ZM21 167V166H20ZM45 167V166H43ZM47 167V166H46ZM56 167V166H55ZM73 167V166H72ZM183 167V165L181 166ZM181 167L179 169H181ZM69 168V167H68ZM185 170L186 168L183 167ZM192 168V167H191ZM197 168V167H196ZM38 169V168H37ZM45 169V168H44ZM48 169V168H47ZM54 169V168H52ZM76 169V168H75ZM94 169V168H93ZM178 169V170H179ZM189 169V168H188ZM228 169V168H227ZM40 170V169H39ZM55 170V169H54ZM92 170V169H91ZM197 172H198V169H196ZM200 170V169H199ZM23 171V170H22ZM65 171V170H64ZM74 171V170H73ZM202 172V170H200ZM213 171V170H212ZM225 171V170H224ZM229 171V170H228ZM29 172V171H28ZM38 172V171H37ZM49 172V171H48ZM58 172H60L58 170ZM70 172V171H69ZM183 171H181V174H182ZM193 172V171H192ZM191 172V173H192ZM196 172V171H195ZM200 172V173H201ZM227 172V170H226ZM225 172V174H226ZM22 173V172H21ZM52 173V172H51ZM57 173V171L55 172ZM71 173V172H70ZM106 173V174H105ZM176 173V172H175ZM194 173V172H193ZM193 173H192V176H193ZM199 173V172H198ZM210 173V171H209ZM187 175L189 174L188 172L186 173ZM224 174V173H223ZM2 175V174H1ZM26 175V174H25ZM29 175V174H28ZM52 177L55 175H53V173L51 174ZM50 175V177H51ZM87 175H91V172L88 170L87 171ZM110 175V177L112 178L113 177V180L111 181L110 179H108V176ZM195 175V174H194ZM227 175V174H226ZM56 176V175H55ZM181 176V175H180ZM205 176V174H204ZM212 176V175H211ZM225 176V175H224ZM41 177V176H39ZM49 177V178H50ZM79 177V176H78ZM178 177V176H177ZM194 177V176H193ZM206 177V176H205ZM227 177V176H226ZM35 178V177H34ZM38 178V177H37ZM174 178V177H173ZM186 178V177H185ZM212 178V177H211ZM29 179V178H28ZM36 179V178H35ZM44 179V178H43ZM59 179V177H58ZM126 179V180H125ZM181 179V177L179 178ZM184 179V178H183ZM188 179V177H187ZM186 179V180H187ZM205 179H208V178H205ZM38 180V179H36ZM48 180V178H47ZM45 180V182L47 181ZM74 180V179H73ZM196 180V179H195ZM199 180V179H198ZM202 180V179H201ZM68 181V180H67ZM78 181V179L76 180ZM191 181V180H190ZM207 181V180H206ZM27 182V181H26ZM44 182V183H45ZM51 182H53L51 180ZM55 182V181H54ZM53 182V184H55ZM66 182V181H64ZM72 182V181H71ZM75 182V181H74ZM81 182V181H80ZM176 182V180H175ZM174 182V184H175ZM179 182V181H178ZM192 183L194 181H191ZM5 183V182H4ZM20 183V182H19ZM48 183V182H47ZM7 184V183H6ZM25 184V183H24ZM52 184V183H51ZM62 184H65L66 183H62ZM179 184V183H178ZM189 184V183H188ZM5 185V184H3ZM2 185V186H3ZM29 185V184H28ZM42 185V184H41ZM69 185V184H67ZM66 185V186H67ZM157 187H158V184H156ZM209 185V184H208ZM9 186V185H8ZM44 186V185H43ZM50 186V185H49ZM64 186V185H63ZM62 186V187H63ZM65 186V187H66ZM178 194H177V197H181L183 195V193L185 192L183 188V186L180 184L178 185ZM187 186V185H185ZM32 187V186H31ZM61 187V188H62ZM138 187V188H137ZM141 187V186H140ZM175 188L177 187V185L174 186ZM173 187V188H174ZM181 187V188H180ZM189 187V186H187ZM3 188V187H2ZM20 188V187H19ZM30 188V187H29ZM39 188V187H38ZM49 188V187H48ZM71 188V187H70ZM137 188V189H136ZM156 188V187H155ZM159 188V187H158ZM174 188V189H175ZM4 189V188H3ZM8 189V188H7ZM14 189V188H13ZM25 189V188H24ZM30 189H33V188H30ZM64 189V188H63ZM141 189V188H139ZM10 190V189H9ZM15 190V189H14ZM13 190V191H14ZM35 190V189H34ZM51 192V197L52 198H47L46 200L47 201H50V204L49 206H53V203L55 201V198H57L59 195H58V190L56 189V191H52V188L49 189ZM199 190V189H198ZM8 191V190H7ZM20 191V190H19ZM72 191V190H71ZM176 191V193H177ZM18 192V191H17ZM48 192V191H47ZM157 194L156 196L154 197L153 199V203L156 204V205H160V201L163 200L164 198L166 197H171V192L166 183H163V185L160 186L159 190L156 191ZM29 193V192H28ZM36 193V192H35ZM49 193V192H48ZM61 193V192H59ZM85 193V192H84ZM7 194V193H6ZM34 194V193H33ZM65 194V193H64ZM71 194V193H70ZM69 194V195H70ZM206 194V192H205ZM3 195V194H2ZM17 195V194H16ZM30 195V194H29ZM81 195V196H80ZM187 195V194H185ZM11 196V195H10ZM13 196V195H12ZM50 196V195H49ZM63 196V195H62ZM65 196V195H64ZM86 196V195H85ZM144 196V195H143ZM6 197V196H5ZM27 197V196H26ZM88 198V196H86ZM176 197V198H177ZM9 198V197H8ZM28 198V197H27ZM32 198V197H31ZM46 198V197H45ZM63 198V197H62ZM61 198V200H62ZM78 198V197H77ZM192 198V196H191ZM189 197H184L181 199V203L177 206L178 207V210H177V214L175 213L174 217H173V221L169 219V221L166 219V217L163 218V220L161 221L160 223V227L158 228V231H157V238L156 240H151L153 241L152 242V245H155L156 246V251L157 254L160 252L161 250V245H162V235H165L167 232V229L170 228L171 226H176V223L175 221H177V219H179V228H177L173 233H171L170 235L164 237L166 239V242L167 243H171V241H174L175 239H179L180 243L182 242H186L187 245L184 244V248L183 250L181 251L183 253L182 257L180 258V262L182 264H187V259L189 258V256H195L196 258V261H201V258H202V253L204 251V249H206V245H205V242L203 240V234L204 233H198V236L196 235H192L191 237H189V232L188 231H191V232H194V234H197V232L195 233V227L200 225L199 224V220L201 218V216L198 217V215H193V211H195L194 209V201H195V198L194 199H191ZM203 198V197H202ZM204 199V198H203ZM8 200V199H7ZM10 200V199H9ZM30 200V199H28ZM27 200V201H28ZM33 201V199H31ZM92 200V199H91ZM74 201V200H73ZM77 201V200H76ZM6 202V201H5ZM18 202V200H17ZM31 202V201H30ZM46 202V201H44ZM180 202V201H179ZM13 203V202H12ZM16 203V202H15ZM38 203V202H37ZM56 203V202H55ZM61 203V202H60ZM7 204V203H6ZM11 204V202H10ZM18 204H21V203H18ZM23 204V203H22ZM25 204V203H24ZM29 204V203H28ZM39 204V203H38ZM38 204L36 206H38ZM41 204V203H40ZM48 204V203H47ZM58 204V203H57ZM252 206L247 210V212L243 215V220H246L247 222H252L253 225L249 226L247 225L248 227H244V229L242 228V230L238 231L235 233L234 235V238L235 239L234 241H236L237 243H239V248L235 247L236 251H235V254H240L241 255L243 253H245L247 251V249H250L259 242V245L263 246L264 244V222H261L262 220H264V184L261 186V188L258 190V193L257 195L253 198L252 200ZM42 205V204H41ZM66 205V204H65ZM75 205H76V202H75ZM146 206V211L145 212H142V209L141 206ZM202 205V204H201ZM35 206V207H36ZM58 207L57 208H53L55 210V214H53L56 218H57V221H58V218L64 216L65 212L62 211L61 207H59V204L57 205ZM74 206V205H73ZM110 206V205H109ZM119 206V205H118ZM18 207V206H17ZM16 207V208H17ZM21 207V205H20ZM40 207V206H39ZM75 207V206H74ZM223 207V206H222ZM13 208V207H12ZM15 208V207H14ZM23 208V207H22ZM28 208V207H27ZM65 208V207H64ZM133 211H130L131 209H133ZM221 208V207H220ZM232 208V207H231ZM2 209V208H0ZM19 209V208H18ZM87 209V207H86ZM110 209V208H109ZM145 209V208H144ZM23 210V209H21ZM20 210V211H21ZM33 210V209H32ZM68 210V209H67ZM66 210V211H67ZM91 210V209H89ZM88 210V212H89ZM96 210V209H95ZM232 210V209H231ZM25 211V210H24ZM69 211V210H68ZM72 211V210H71ZM97 211V210H96ZM4 212V211H3ZM2 212V213H3ZM29 212V211H28ZM31 212V211H30ZM53 212V211H52ZM91 212V211H90ZM1 213V214H2ZM16 213V211L14 212ZM12 213V214H14ZM27 213V212H25ZM69 213V212H68ZM72 213V212H71ZM92 213V212H91ZM193 213V214H192ZM199 213V212H198ZM48 214V213H47ZM89 214V213H88ZM165 214V213H164ZM3 215V214H2ZM26 215V214H25ZM36 215V214H35ZM52 215V216H53ZM91 215V214H90ZM166 216V215H165ZM46 217V216H45ZM48 217V216H47ZM95 217V215H94ZM123 217H125V221H126V218H127V221L126 223H122L124 221ZM25 218V217H24ZM91 218V217H90ZM193 219L194 221L198 220V222H192L193 225L185 222V219L189 220V219ZM224 219V218H223ZM222 219V220H223ZM1 220V219H0ZM41 220V219H40ZM55 221V219H53ZM66 220V219H65ZM186 220V221H187ZM3 221V220H2ZM159 221V220H158ZM62 222V221H61ZM61 222L60 223V226H61ZM101 222V221H100ZM190 222V221H189ZM261 222V223H259ZM6 223V222H5ZM29 223V222H28ZM54 223V222H53ZM11 224H13V222H11ZM30 224V223H29ZM56 224V223H55ZM68 224V225H69ZM125 224V226H124ZM173 224V225H172ZM225 224V223H224ZM6 225V224H5ZM16 225V224H15ZM19 225V224H18ZM53 225V224H51ZM58 225V224H57ZM28 226V225H27ZM51 228V227H50ZM59 228V227H58ZM63 228V227H62ZM3 229V228H2ZM9 229V228H8ZM8 229H5V230H8ZM36 229V228H35ZM45 229V228H44ZM68 229V228H67ZM241 229V228H240ZM10 230V229H9ZM34 230V229H32ZM66 230V229H65ZM87 230V229H86ZM14 231V230H13ZM12 231V232H13ZM1 234L0 236L3 234L8 236L9 235V232L7 231H2L1 230ZM11 232V233H12ZM15 232V231H14ZM21 232V231H20ZM51 232V231H50ZM170 232V231H169ZM233 232V231H232ZM25 233V232H24ZM61 233V232H60ZM118 233V234H116ZM15 234V233H14ZM13 234V235H14ZM17 234V233H16ZM26 234V233H25ZM56 235H58L57 233H55ZM120 234V235H119ZM42 235V234H41ZM63 235V234H61ZM209 235V234H208ZM1 236V237H2ZM11 236V234H10ZM45 236V235H44ZM60 236V235H59ZM232 236V235H231ZM4 237V236H3ZM16 237V236H15ZM35 237V236H34ZM108 237V236H107ZM132 238V241L133 243L131 245L128 246V248L122 250V244L124 241H126L127 238ZM233 237V236H232ZM10 238H13V237H10ZM9 238V239H10ZM230 238V237H229ZM7 239V238H6ZM8 239V240H9ZM18 240V238H16ZM78 239V240H77ZM23 240V239H22ZM31 240V239H30ZM55 240V239H54ZM61 240V241H62ZM89 240V239H88ZM228 241H230L229 239H227ZM1 241V240H0ZM4 241V240H3ZM12 241V240H11ZM47 241V240H46ZM58 241V240H57ZM77 241V242H75ZM130 241V242H132ZM228 241L227 244H228ZM25 242V241H24ZM34 242V241H33ZM53 242V241H52ZM88 242V241H87ZM165 243V241H163ZM176 242V241H174ZM225 242V243H226ZM231 242V241H230ZM230 242H229V245H230ZM1 243V242H0ZM3 243V242H2ZM5 243V242H4ZM28 243V242H27ZM38 243V242H37ZM42 243V242H41ZM179 243V242H178ZM52 244V243H50ZM172 244V243H171ZM10 245V244H9ZM24 245V243H23ZM28 245V244H27ZM31 245V244H30ZM46 245V244H45ZM14 246V245H13ZM32 246V245H31ZM110 246V245H109ZM173 246V245H172ZM187 246H190V248H187ZM227 246L224 244V247ZM1 247V246H0ZM23 247V246H21ZM26 247V246H25ZM30 247V246H29ZM176 248V247H175ZM174 248V249H175ZM222 248V247H221ZM234 248V247H232ZM231 248V249H232ZM2 249V248H1ZM11 249V248H10ZM20 249V248H19ZM23 249V248H21ZM99 249V248H98ZM9 250V249H8ZM180 250V249H179ZM179 250H176V251H179ZM20 251V250H19ZM101 251V250H100ZM173 251V249H172ZM226 251H228L227 249L224 251V253L220 255V252L218 253L219 256H217V258L215 260H211L212 262L209 263V264H220L223 260H226L228 263L227 264H234L235 263V259H237V256L236 258H232L229 259V255H228V259L225 258V255H226ZM11 252V251H10ZM14 252V251H13ZM180 252V251H179ZM221 252H223V249L221 250ZM250 252V251H249ZM171 253V252H170ZM15 254H18V253H15ZM23 254V253H22ZM27 254V253H26ZM67 254V255H66ZM100 254V253H99ZM155 254V253H154ZM153 254V255H154ZM173 254V253H172ZM171 254V255H172ZM216 254V253H215ZM9 255H12L11 253H6L4 256H1V260H0V264H7L8 261L10 260V256ZM25 255V254H24ZM156 255V254H155ZM217 255V254H216ZM215 255V257H216ZM240 255V256H241ZM17 256V255H16ZM232 256V255H230ZM233 256V257H234ZM255 256V255H254ZM18 257V256H17ZM25 257V256H24ZM23 257V258H24ZM154 257V256H153ZM227 257V256H226ZM239 257V256H238ZM245 257V256H244ZM262 257V256H261ZM26 258V257H25ZM254 258V257H253ZM260 258V257H259ZM207 259V258H205ZM255 259V258H254ZM15 260V258H14ZM22 260V259H21ZM154 260V258H153ZM232 260H235V261H232ZM257 260V259H256ZM259 260V259H258ZM55 261V260H54ZM56 261V262H57ZM153 262V261H151ZM191 262V261H190ZM224 262V261H223ZM248 262V261H247ZM253 262V261H252ZM21 263V262H20ZM26 263V262H25ZM52 263V262H51ZM55 263V262H54ZM52 263V264H54ZM163 263V262H162ZM169 263V262H168ZM167 263V264H168ZM175 263V261H174ZM206 262H203V263H200V264H205ZM255 263V262H254ZM56 264V263H55ZM259 264V263H257Z\"/></svg>", "mask_w": 264, "mask_h": 264}]
</instances>
